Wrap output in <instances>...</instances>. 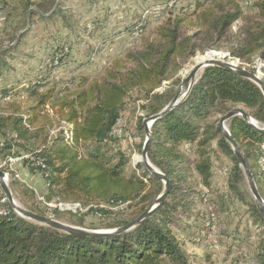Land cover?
Masks as SVG:
<instances>
[{
	"label": "trees",
	"instance_id": "obj_1",
	"mask_svg": "<svg viewBox=\"0 0 264 264\" xmlns=\"http://www.w3.org/2000/svg\"><path fill=\"white\" fill-rule=\"evenodd\" d=\"M17 1L26 11L28 21L36 14L48 18V11L33 9L40 7L37 0ZM176 2L172 0L170 4L166 0L159 14L165 9L174 14ZM239 2L187 0L181 16L175 14L174 19H166L141 51L129 53L126 59L114 62L103 75L91 80L82 79L77 84L72 82V86L62 88L46 87L42 80L33 81L27 88L30 99L27 107L12 104L13 109L8 114H0V134H12L2 150L15 157L21 155V149L36 160H43L45 168L33 166L30 158L22 161L42 174L50 194L55 192L59 202L80 203L86 209L67 212L107 216L112 207L128 205L133 217L112 224L110 228L134 221L163 193L165 182L151 173L143 162L138 163L142 175L130 171V159L125 153L111 157L102 146L114 138L112 129L132 90L143 91L146 102L142 109L147 118L161 112L177 95L175 85L181 82L179 77L163 87L164 81L170 78L174 60L179 59L182 65L198 51L219 49V43L226 39L235 22L241 21V25L237 41L229 50L232 57L238 58L242 67L251 63L255 55L264 60V0L255 1V15L245 14ZM63 6L58 3L52 14L62 15ZM188 17L196 22L197 31L184 35L182 23ZM141 22L136 24L134 32L143 29L144 21ZM65 53L56 52L51 56V69L62 65ZM4 64L0 55V80L5 78L2 74ZM245 68L254 73L257 71L255 66ZM262 80L264 82V78ZM14 91L12 86H5L0 89V95L6 98ZM239 106L259 128L264 127L260 125L264 124V94L260 86L235 71L208 66L197 77L187 96L153 122L148 159L167 176L169 194L149 216L120 234L77 235L33 222L14 210L0 186V264H191L185 243L175 235L171 225L176 213L186 211L190 216L199 201H207L189 178L194 169L202 185L212 188L210 146L214 139L220 150L233 161L227 183L231 189L238 190L244 170L223 133L220 119ZM141 121L139 126L143 128ZM63 122L72 125L71 144L63 130L50 136L54 124ZM227 128L246 160L251 155L264 159V132L242 115L232 117ZM15 146H18L16 151L12 150ZM258 175L261 183V189H258L264 199V166ZM49 197L46 202L51 199ZM205 208L214 210L210 205ZM252 208L264 219L257 204H252ZM47 209L53 214L62 211L58 207ZM29 210L46 214L36 208ZM204 212V209L199 210L197 219L203 221L202 228L207 235L213 223L207 224V213ZM78 223L82 225L83 218ZM257 264H264V247Z\"/></svg>",
	"mask_w": 264,
	"mask_h": 264
},
{
	"label": "rangeland",
	"instance_id": "obj_2",
	"mask_svg": "<svg viewBox=\"0 0 264 264\" xmlns=\"http://www.w3.org/2000/svg\"><path fill=\"white\" fill-rule=\"evenodd\" d=\"M37 1L40 7L34 6L33 9L48 11V18L36 14L28 21L26 11L17 0H0V55L5 61L2 70L5 78L0 80V89L5 86L15 89L11 96L2 98L0 95V114H8L13 109L12 104L27 107L30 103L27 88L35 80L44 81L46 87L62 88L66 85L72 86V82L77 84L82 79L91 80L103 75L105 69L112 67L114 62L126 59L129 53L141 51L148 38L156 34L158 27L169 17L174 19L175 14L181 16L182 7L187 5V0H177L174 14L169 9L159 14V10L164 7L161 5H165L166 0ZM168 1L171 4L172 0ZM255 1L240 0L239 4L245 14L257 13ZM58 3L64 5L62 15H53ZM141 21H144L143 29L134 32L136 24ZM240 25L241 21L233 24L226 39L219 43V49L198 51L182 65L179 59L174 60L170 78L164 81L163 87L179 77L182 82L195 65L196 59L203 60L212 55L208 51H213L217 59L240 65L241 61L232 57L229 51L237 41ZM196 31V22L188 17L182 23L183 34L191 35ZM62 51L66 52L62 65L51 69V56L56 52L61 55ZM243 66L257 67V75L264 78V60L259 55H255L251 63ZM180 84L175 85L178 92ZM145 102L143 91H131L119 119L123 136L114 137L102 146V150L111 157H117L120 152L125 153L130 159L129 170L136 171L138 175H142V168L138 165L142 157L141 146L147 137L145 127L139 126L141 119L142 123L147 119L142 109ZM63 125L55 123L50 136H56L60 130H64ZM64 127L67 129L69 126ZM8 137H12V134H0V171L6 173V184L19 206L44 210L45 216L92 231L113 230L110 228L112 224L133 217L134 213L128 205L112 207L107 216L91 212L81 216L67 211L53 214L47 207L55 206H48L46 200L50 196L49 203L56 204L57 195L55 192L50 194L39 171L31 169L21 159H15L17 156L13 157L2 150ZM210 149L213 159L212 188L207 189L202 185L194 169H191L189 178L196 184V189L207 197V201H199L190 216L186 211L176 213V219L171 225L173 232L185 243L191 264H257L259 253L264 247V219L252 208V204H257V201L251 192L248 178L244 172L243 180L237 186L238 190L231 189L227 176L233 166L232 159L220 150L217 139L212 140ZM12 150H18V146ZM19 151L20 156L29 154L21 149ZM192 158H195L194 153ZM247 162L251 171L257 174L254 179L261 189L258 173L264 166V159L251 155ZM208 205L214 210L206 209ZM203 209L207 213V224L213 223L207 235L202 228L203 221L197 219L198 211ZM80 218H83L82 225L78 223Z\"/></svg>",
	"mask_w": 264,
	"mask_h": 264
},
{
	"label": "water",
	"instance_id": "obj_3",
	"mask_svg": "<svg viewBox=\"0 0 264 264\" xmlns=\"http://www.w3.org/2000/svg\"><path fill=\"white\" fill-rule=\"evenodd\" d=\"M207 53L208 54L210 53L212 55L207 59H203V60H197L196 59L195 65L191 68L187 77H185L183 79L179 92L170 101V103L161 112H159L155 115H152L149 118L144 120L143 124L145 126V131H146L147 137H146V140L144 142V146H143V150H142V157L139 161L143 162L147 166V168L151 171V173H153L155 176L159 177L160 179H162L165 182V189H164L163 193L154 201L152 206L147 211H145L138 218H136L134 221L128 223L127 225H124L122 227H119V228H116L113 230L92 231V230L84 229L81 227L68 225V224L62 223L58 220H55L52 217L44 216V215L38 214V213L33 212L29 209H25V208L19 206L15 202L9 187L6 184V181H5L6 173L4 171H0V186L2 187L9 203L12 205L14 210L23 218H26V219L31 220V221H35L39 224L47 225V226L53 227L55 229H58V230H61V231L67 232V233H72V234H77V235H86V236H101V235H107V234H120L121 232L134 227L137 223L141 222L143 219H145L147 216H149L153 212V210L156 209L157 207H159V205L167 198V196L169 194V188H170V184H169V180H168L167 176H165L158 169H156L150 163V161L148 159V148H149V145H150L151 139H152V134H151L150 128H151L154 121L163 117L169 110L174 108L177 104H179L182 101L183 98H185L187 96L192 85L196 82L198 74L200 73V71L203 70L204 68L208 67V66H216L217 65V66L224 67L226 69L235 71L238 75H240L242 77H245V78H248V79L254 81L256 84H258L260 86V88L264 94V82H263L262 78H260L257 75V72L254 73V72L246 69L245 67L240 66L239 64H237L233 61L230 62V61H226V60L217 59L215 57L216 54L213 51H208ZM181 95H184V97H181ZM236 115H242V117L246 121H248L250 124L255 126L260 132H264V127L259 128L256 125L254 119H252L250 117L248 112L243 107H236V108L231 109L226 115L222 116L220 119V126L223 130V133H224L225 137L227 138L228 142L231 144V146L234 150V153L238 159V162L241 165V167L243 168L245 175L248 178L251 192L257 201L260 212L262 213V215L264 217V199H263V197H262V195L258 189V186H257L256 181L254 179L253 173H252V171L248 165L246 158L244 157V154H243L241 148L236 143V141L232 138V136H231V134H230V132L226 126V123L232 117H234Z\"/></svg>",
	"mask_w": 264,
	"mask_h": 264
},
{
	"label": "built area",
	"instance_id": "obj_4",
	"mask_svg": "<svg viewBox=\"0 0 264 264\" xmlns=\"http://www.w3.org/2000/svg\"><path fill=\"white\" fill-rule=\"evenodd\" d=\"M47 110L48 112H50V108L49 106H47ZM64 125H67L69 126L67 129L66 127H64L63 125V131H64V134H65V137H66V140L68 141L69 144H71L73 142V137H72V132H71V127L72 125L70 124H67L65 122H63ZM123 129L121 127V124H120V121L118 120L117 123L115 124L114 128L112 129V135L114 137H122L123 136ZM24 158H30L32 162V165H36V166H42L43 168H45V164H44V161L41 160V159H35L34 156H32V154H27L25 156H17L15 159H21L23 160ZM47 205L48 206H55V207H58L60 210L62 211H73V212H76L78 210L80 211H83L84 209L82 208V206L80 205V203H67V202H57L56 204H53V203H49L47 202Z\"/></svg>",
	"mask_w": 264,
	"mask_h": 264
},
{
	"label": "bare ground",
	"instance_id": "obj_5",
	"mask_svg": "<svg viewBox=\"0 0 264 264\" xmlns=\"http://www.w3.org/2000/svg\"><path fill=\"white\" fill-rule=\"evenodd\" d=\"M202 59V58H201ZM207 59V58H206Z\"/></svg>",
	"mask_w": 264,
	"mask_h": 264
}]
</instances>
